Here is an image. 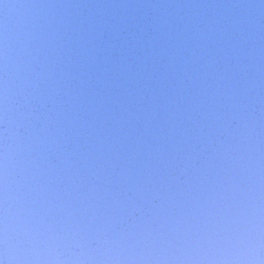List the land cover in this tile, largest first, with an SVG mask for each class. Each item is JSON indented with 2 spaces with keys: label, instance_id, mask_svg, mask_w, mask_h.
I'll return each instance as SVG.
<instances>
[{
  "label": "clouds",
  "instance_id": "obj_1",
  "mask_svg": "<svg viewBox=\"0 0 264 264\" xmlns=\"http://www.w3.org/2000/svg\"><path fill=\"white\" fill-rule=\"evenodd\" d=\"M0 264H264V0H0Z\"/></svg>",
  "mask_w": 264,
  "mask_h": 264
}]
</instances>
